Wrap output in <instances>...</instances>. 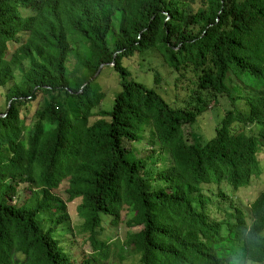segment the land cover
<instances>
[{
    "label": "trees",
    "instance_id": "obj_1",
    "mask_svg": "<svg viewBox=\"0 0 264 264\" xmlns=\"http://www.w3.org/2000/svg\"><path fill=\"white\" fill-rule=\"evenodd\" d=\"M150 52L188 90L179 107L124 64ZM247 74L257 95L230 85ZM0 88V264H264V190L235 202L263 173L264 0H0ZM215 108V137L194 142ZM145 141L147 158L128 146ZM108 221L133 230L115 241Z\"/></svg>",
    "mask_w": 264,
    "mask_h": 264
},
{
    "label": "rangeland",
    "instance_id": "obj_2",
    "mask_svg": "<svg viewBox=\"0 0 264 264\" xmlns=\"http://www.w3.org/2000/svg\"><path fill=\"white\" fill-rule=\"evenodd\" d=\"M25 64L28 66V62H26ZM124 64L129 68L131 76H133L134 80L145 84L151 89L157 90L173 107H179V104L188 101V90L177 87V74L173 71L172 68L163 63L162 58L157 53L150 52L138 54L133 58L124 59ZM157 73H159L160 77L162 78L160 84L156 82L158 76ZM97 77L99 78V84L105 96L102 108H104V110H112L111 108H113L112 106H114L113 102L117 94L121 91L119 74L115 70L110 68L105 69L104 74L102 76L101 74H99ZM244 78L246 85H248L247 87L245 84H242L236 77L230 80V85L232 87L242 85L241 87L245 94L257 95L261 87V82H257L251 75L248 74ZM0 102L2 105V110H5L7 108V98L5 90H3L2 88H0ZM239 106L243 110H248V106L244 101L240 102ZM72 110L75 112L76 109L72 108ZM223 115L224 112L222 108H215L213 111L203 116L196 126L187 127L186 130L191 139L194 142L199 141L201 143L209 142L210 140H212L216 135L215 127L222 119ZM26 120L28 121L29 125L30 118ZM145 144L146 141L144 143L139 142L136 144L129 143L128 146L130 149H134L139 157L147 158L151 155V151L144 149ZM261 160L263 165V173L253 178L252 182L248 186L241 187L235 191V202H238L239 204H242L244 206H249L251 202L259 195V193L264 190V153L261 154ZM158 164L159 166L163 165L162 163ZM66 187L67 186H63L60 190H58V194H60L63 199L68 202L73 225H77V223H82V219L79 216V205L81 200L69 201L70 196L67 192ZM40 218L47 228L52 225V221L47 215H41ZM107 228L108 236L113 237V240L115 241L120 240V238L125 239L128 231L133 230L130 229L125 223H122L118 228H114L109 221L107 224ZM78 244L82 247L81 240ZM85 250L88 249L85 248ZM73 253L79 258L80 261L84 259V252L82 249L74 248ZM127 264H141L140 255L134 254L133 256H131L127 261Z\"/></svg>",
    "mask_w": 264,
    "mask_h": 264
},
{
    "label": "water",
    "instance_id": "obj_3",
    "mask_svg": "<svg viewBox=\"0 0 264 264\" xmlns=\"http://www.w3.org/2000/svg\"><path fill=\"white\" fill-rule=\"evenodd\" d=\"M117 56V55H116ZM115 56V57H116ZM105 68V65H103V66H101V68H100V71L97 73V75L93 78V80H95L96 78H97V76L101 73V71L103 70ZM92 80V81H93ZM5 115H0V117H4Z\"/></svg>",
    "mask_w": 264,
    "mask_h": 264
},
{
    "label": "clouds",
    "instance_id": "obj_4",
    "mask_svg": "<svg viewBox=\"0 0 264 264\" xmlns=\"http://www.w3.org/2000/svg\"><path fill=\"white\" fill-rule=\"evenodd\" d=\"M233 264H241V262L239 260H236L233 262ZM246 264H251V262H246Z\"/></svg>",
    "mask_w": 264,
    "mask_h": 264
},
{
    "label": "bare ground",
    "instance_id": "obj_5",
    "mask_svg": "<svg viewBox=\"0 0 264 264\" xmlns=\"http://www.w3.org/2000/svg\"><path fill=\"white\" fill-rule=\"evenodd\" d=\"M214 255V254H213Z\"/></svg>",
    "mask_w": 264,
    "mask_h": 264
}]
</instances>
